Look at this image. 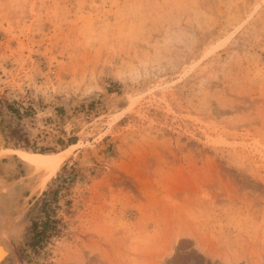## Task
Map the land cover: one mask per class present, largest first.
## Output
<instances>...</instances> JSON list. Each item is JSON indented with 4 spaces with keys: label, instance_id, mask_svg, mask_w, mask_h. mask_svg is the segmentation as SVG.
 <instances>
[{
    "label": "rangeland",
    "instance_id": "rangeland-1",
    "mask_svg": "<svg viewBox=\"0 0 264 264\" xmlns=\"http://www.w3.org/2000/svg\"><path fill=\"white\" fill-rule=\"evenodd\" d=\"M0 121L10 264H264V0H0Z\"/></svg>",
    "mask_w": 264,
    "mask_h": 264
},
{
    "label": "bare ground",
    "instance_id": "bare-ground-1",
    "mask_svg": "<svg viewBox=\"0 0 264 264\" xmlns=\"http://www.w3.org/2000/svg\"><path fill=\"white\" fill-rule=\"evenodd\" d=\"M66 150L69 151V148ZM60 153H62L61 155L59 154L60 156L53 158V157H49V156L46 157V155L40 154V153H29V152H25L22 150H14V149H10L8 147H4L3 136H2V133L0 130V159L4 158L6 155L11 154L13 156L18 157L19 159L22 158L23 160H25L26 162H28L32 166H34L36 169L40 168V167H44V166H45V168L47 167L49 169V165L50 166L52 165L51 167H53V170H55V168H57L59 165V161H61V158L67 152H60ZM17 168H18V165H17V162L15 161V159H13V160L10 159V160L0 162V208L1 207L6 208L7 205L8 206L11 205L8 203H11L12 197H14V191H13L14 182L11 183V181H9L8 177L10 175L11 170H16ZM46 179H44V182L46 181ZM10 185H13V187L10 188V189H12V191L9 192V190H7V189L9 188ZM27 218H28V216H27ZM13 220L14 219H12V215L10 212L6 213L5 215L3 213L0 215V264H10V261L7 257L9 252H10V249L5 243V240L7 238H10L9 235L7 234V232L8 231L13 232V230H14L15 233L19 234V236H20L19 238H21L23 230H24L25 222L20 224L19 222H13ZM2 226L6 227L8 229V231L6 230V228H4L5 230L2 229Z\"/></svg>",
    "mask_w": 264,
    "mask_h": 264
},
{
    "label": "water",
    "instance_id": "water-1",
    "mask_svg": "<svg viewBox=\"0 0 264 264\" xmlns=\"http://www.w3.org/2000/svg\"><path fill=\"white\" fill-rule=\"evenodd\" d=\"M0 130H1V133H2V136H3V142H4V147H8V148H12V149H18V150H22V151H25V152H29V153H40V152H34V151H27V150H23V149H20L19 147H10V146H7L6 145V134H5V132H4V128H3V126H2V124H1V121H0ZM40 154H44V153H40ZM44 155H46V157H47V155L48 154H44ZM10 159H15V161L17 162V165H18V168L16 169V170H11V172H10V175H9V177H8V179H9V181H11V183L12 182H14L15 181V179H14V177L16 176V174H17V172H18V170L20 171V167H21V163H23V164H25V165H30L29 163H27V162H25V161H23V160H21V159H19L18 157H15V156H13V155H11V154H9V155H6L4 158H2V159H0V162L1 161H6V160H10ZM20 166V167H19ZM44 180V179H43ZM43 182V181H42ZM46 183V182H45ZM42 186H44V185H42ZM13 187V185H10L9 186V188L7 189V190H9V192L10 191H12V189H10V188H12ZM7 208V207H6ZM6 208H0V215L3 213L4 215L6 214V213H8V209H6ZM13 219V218H12ZM13 222H17V221H15V220H13ZM20 224H22L21 222H19ZM4 228H6V227H4V226H2V229H4ZM5 230V229H4ZM6 230L8 231V229L6 228ZM7 234L9 235V237L10 238H7L6 240H5V243H6V245L9 247V249H10V245H9V243H10V241H13V240H20V236H19V234H17V233H15V231L13 230V232H10V231H8L7 232ZM10 253H11V250H10V252H9V254H8V258L10 257Z\"/></svg>",
    "mask_w": 264,
    "mask_h": 264
}]
</instances>
